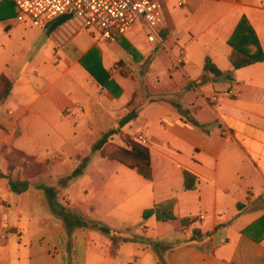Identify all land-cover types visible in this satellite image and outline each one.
<instances>
[{"label":"crops","instance_id":"1","mask_svg":"<svg viewBox=\"0 0 264 264\" xmlns=\"http://www.w3.org/2000/svg\"><path fill=\"white\" fill-rule=\"evenodd\" d=\"M164 15L168 30L162 42L155 43H161L182 75L171 71L168 89L147 99L137 95L134 104L136 78L116 68L119 61L135 62L126 49L129 57L113 65L120 80L110 91L109 69L110 78L102 87L81 64L96 43L80 54L65 52L70 39L87 31L75 32L67 21L55 26L59 19L42 30L18 21L17 13L15 24L0 19L1 30L8 34L24 25L44 39L27 69L0 70V77L13 82L10 96L0 105V264H161V259L166 264H264V61L234 70L228 44L245 17L264 52V0H167ZM138 27L127 35L134 40L126 36L128 44L140 57L152 55L153 43L146 36L139 41L137 30H143ZM181 53L178 65L174 58ZM208 57L221 71H233V78L211 75L210 81L198 83ZM103 99L109 103H100ZM133 109L138 116L122 131L133 140L137 135L148 140L152 180L91 151L100 138L94 140L93 132L101 136L112 126L111 118ZM89 111L97 118L90 126L69 118ZM114 137L112 143L124 145ZM12 151L37 165L48 163L49 172L67 159L73 172L89 155L84 173L77 177L85 182L75 190L87 198H76L71 205L110 233L69 226L55 213L38 188L44 184L36 182L45 172L19 177L17 167L12 179L27 180L30 187L22 194L12 192ZM185 170L196 177L193 190L184 188ZM75 181L58 194L73 188ZM128 208L137 213V220Z\"/></svg>","mask_w":264,"mask_h":264},{"label":"rangeland","instance_id":"2","mask_svg":"<svg viewBox=\"0 0 264 264\" xmlns=\"http://www.w3.org/2000/svg\"><path fill=\"white\" fill-rule=\"evenodd\" d=\"M3 7L4 12L0 13V19L4 18V20H11L10 22L15 24L16 21H12V19L16 17L17 13V9L14 3L5 0V2H3ZM23 26L24 25L17 26L11 34H8L3 29L1 30L0 27V70H7V68H12L17 72L23 71L30 65L34 64L32 60L41 51V43L44 41L42 35L39 34V31L37 29L32 30L30 27H27L26 30H24ZM136 29H139V27ZM137 34L140 36L139 41H142L143 38L145 39L144 32L140 29L137 30ZM75 36L76 37L72 38V41L70 39L68 46L65 48V52L72 54L78 50L77 54H80L91 42L96 43V46L92 50H90V54L86 56L85 60L91 66L95 67L96 65L97 67L95 68L98 69L101 74H103L101 65L104 66L103 68L105 70L106 68L110 70L111 74L113 75V81H111L108 85V89L110 91H113L116 82L120 80V73L128 77L131 76V78L133 79L136 78V95L130 104H134L136 102L137 95H141L143 96V98L145 96V99H147L151 93L154 94L157 92H161V90L168 89V86H170L169 73L171 71L175 72L177 76L182 75V70L180 68L174 70L173 59L171 58V56H169L165 48L162 47L161 43H150L153 48V54L147 55L146 57H140L136 53V50L133 49L132 45L128 44L127 37H129V39L131 40H134L135 37H133V35L124 38V40H126L124 46H121L120 41L110 42L100 38L97 35L93 39L92 36H90L87 32H80ZM180 43L181 44L179 45L183 46L182 40H180ZM125 49L134 56L135 62L127 61L126 64V62L119 61L121 59L126 60L129 57L128 52ZM48 57L51 58L50 55H48ZM154 57H156L155 60H153ZM115 61H119L116 63V68L121 70L120 73L117 70L113 69ZM157 78L161 79L160 83H157ZM3 102L4 101H2L0 105ZM100 103H109V101L103 99L100 101ZM110 105L112 106V102L110 103ZM69 118L71 120L80 121L82 123L85 122L86 126H90V124L95 123V120H97V118L94 117L90 113V111L86 112V114L81 118H78L76 116H71ZM120 118L121 115L116 120L115 118H111L110 122L112 123V126L116 125ZM105 125L109 126L111 124H108L106 122ZM99 137L100 133L98 131H94L92 134V138L94 140H97ZM10 156V158H8L10 162L9 167L11 165V171H9L10 178L13 177L14 172L17 170V167L21 168L19 171V177L21 175L31 176L32 174H35V171H39L37 169L38 165L34 163L33 159L23 157L20 153H14V151H12ZM97 156L98 158H100L99 155ZM71 162L72 160L67 159L65 164L61 166L56 165V168H54L51 172H49V164L47 163V165L43 167V172L47 173V176H40L36 180V182L38 183L56 189V201L59 198L64 199L65 197H69L70 200L68 202L60 204L61 208L59 210V214H61L62 217H69V219H71L72 212L81 213L73 205H71V201L73 202L76 198L80 201L87 198L84 191H81L79 195H77L75 191L77 187H83L85 181L82 177L79 179H74L76 181L72 185L73 188L69 187V189H65L58 194L60 188L56 183L59 179L71 174ZM127 213L129 215H132L135 220L138 219L137 213L135 211H130L128 208ZM136 230L137 227L135 226L132 228L131 233H135Z\"/></svg>","mask_w":264,"mask_h":264},{"label":"trees","instance_id":"3","mask_svg":"<svg viewBox=\"0 0 264 264\" xmlns=\"http://www.w3.org/2000/svg\"><path fill=\"white\" fill-rule=\"evenodd\" d=\"M66 20L67 18L65 17L60 18L55 24V26L62 24ZM166 33L167 30L164 31L163 35H166ZM124 38L125 37L118 38L116 41H120L121 46H124L126 43V40H124ZM228 44L232 48L229 58L233 65L234 70H238L264 61V52L262 51V48L259 44L257 35L245 17L242 18V20L240 21L232 38L228 41ZM86 56L81 60L82 66L91 74L92 78L96 81L98 85L104 87L110 78L108 71H106L101 65V68L103 70V74H101L99 70L95 68L97 67L96 65L94 67L86 62L85 60ZM211 75H213L214 77H225L231 80L233 78L232 77L233 71L231 72L221 71L213 63L211 58L208 57L205 63V73L202 75L198 83H206L210 81ZM12 87H13V82L5 75H1L0 103L2 101H5L10 96ZM175 105L180 110L182 115L186 116L185 112L181 109V106L177 103H175ZM138 113H139L138 110L133 109L127 114H125L122 118H120L116 125L107 128L102 133L100 138L93 144L91 151L92 152L100 151L103 156L109 157L110 159H113L130 169L136 170L138 174L143 178H145L146 180H152L153 169L151 165V156H150L149 148L140 144L136 140H133L130 136L124 134L122 131L126 125H128L131 121L137 118ZM188 120L194 126L197 127L200 126L198 122H196L195 120H192L190 118H188ZM116 135L120 137L122 143L124 144L123 146L115 145L111 142V140ZM16 152L18 151H14V153ZM18 153H20L23 157H26L23 153L21 152ZM89 161H90L89 155L82 157L80 164L71 174L58 180L59 188L67 187L71 181L81 176L84 173ZM10 167H9V171H11ZM43 167L44 166L38 165V168L37 167L36 168L39 171H35V174L43 173L44 170ZM183 175H184V188L186 190H193L196 187V177L187 170L183 172ZM9 184L11 191L16 194L25 193L26 191H28L30 187V184L27 180L21 181L20 179L13 180L11 178L9 180ZM38 188L44 190V192L46 193L50 201L52 210L55 213H60L59 210L61 208V205L56 202V193H55L56 189L52 187H48L46 185L38 186ZM65 219L67 220L69 226H73V224H75L77 227H83V228L92 226L94 228L99 229L102 232L110 233L109 228H107L106 226L100 225L92 220L87 221L82 213L72 212L71 219H69V217ZM156 247H160V246L156 244ZM161 264H166V262L161 259Z\"/></svg>","mask_w":264,"mask_h":264},{"label":"built area","instance_id":"4","mask_svg":"<svg viewBox=\"0 0 264 264\" xmlns=\"http://www.w3.org/2000/svg\"><path fill=\"white\" fill-rule=\"evenodd\" d=\"M18 11L20 22H29L46 29L54 21L65 17L74 31H87L94 36L113 42L126 37L139 26L149 43L162 42L168 30L164 15L167 0H11ZM182 5V3H180ZM182 53L174 58L182 63ZM146 146L143 135L135 139Z\"/></svg>","mask_w":264,"mask_h":264}]
</instances>
